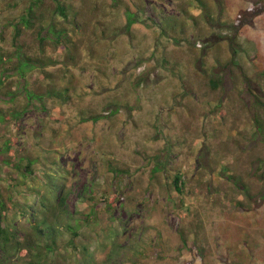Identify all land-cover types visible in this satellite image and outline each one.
Wrapping results in <instances>:
<instances>
[{
    "label": "rangeland",
    "instance_id": "rangeland-1",
    "mask_svg": "<svg viewBox=\"0 0 264 264\" xmlns=\"http://www.w3.org/2000/svg\"><path fill=\"white\" fill-rule=\"evenodd\" d=\"M29 4L0 0V264H264V0H39L20 76ZM50 181L43 254L13 214Z\"/></svg>",
    "mask_w": 264,
    "mask_h": 264
},
{
    "label": "trees",
    "instance_id": "trees-1",
    "mask_svg": "<svg viewBox=\"0 0 264 264\" xmlns=\"http://www.w3.org/2000/svg\"><path fill=\"white\" fill-rule=\"evenodd\" d=\"M39 0H30V4L28 5L26 11L24 12V14L20 15L18 17V19L13 23V27L15 29L14 32V42H15V57H16V63L14 64V68L13 71L17 72L18 75L20 76H24L25 73L27 71L32 70L35 67H39V68H43L44 63L42 61L35 60L32 57L28 56V55H24L23 51L21 50V47L16 44V39L19 35V32L21 30L22 27H30V24L34 18V6L36 5V3ZM56 11H59L60 13H63V9L60 5V3H57L56 6ZM126 26L130 27L131 24L135 23V22H139V18L135 15L134 12L130 11L129 9H127L126 11ZM64 29L63 28H59V29H51V34L55 37L56 40H59L61 38V35L63 33ZM63 36H65L63 34ZM5 58H3V54L1 52V48H0V61H4ZM49 92H52V90H49L47 92V94L50 96ZM36 97V98H40L39 96L35 95V94H30L28 95L29 97ZM11 99L13 97H10ZM20 110H15L13 111V116H18ZM0 119H1V114H0ZM97 120V117L94 118V121ZM9 148V143L8 141H6L4 146H0V166L2 164H6L9 161L7 160V158L5 157V155L7 154ZM22 158L19 157V161L13 164V169L16 170V172L18 174L24 175L27 174V170L28 173H31V160H27L25 163H23V161H20ZM48 180H51L53 178V176L49 175L47 176ZM13 180V179H11ZM51 183L47 184L46 186V191L44 193H39L36 196V199L34 200V202L31 203V205H19L17 206V208L15 209V213L13 214L14 217H16V215H20L22 217H27L28 215H30V217H32L33 215L36 216L37 220H41L43 222H47L49 220H54V222L56 223V227L50 226L48 227V229H43L40 226L37 225V228H32L35 227L34 225H30V229L32 231V234L34 235V237L36 238L35 240L38 241H44V251H42L43 254H47V253H52L55 249V246H57L56 244V237L59 235L60 231L58 230V222L55 219L56 217L53 216L54 215V210L52 209L51 211H49V208L46 211L41 212V219L38 217V213H40L39 211H34L33 212V208L35 204H40L42 201V205L44 204V206H46V200L48 202H52V208L53 206L56 207L58 202L61 201L63 199V184H58V183H52V181H50ZM182 179H181V175L180 174H175L174 178H173V184H174V188L176 191L181 192L182 191ZM10 183H8L9 185ZM11 200V199H10ZM43 201L45 203H43ZM0 207L4 208L3 206V200L0 199ZM5 223H3V225H0V234L3 235L4 238H6L5 236H8L9 232L11 231L12 234L14 236V234L16 233L15 230H12L9 226H8V219L7 217H5ZM42 222V223H43ZM7 224V225H6ZM67 227L69 228L70 226L67 225ZM8 228V229H7ZM8 230V232H7ZM73 234L76 235L75 231H73ZM7 239V238H6ZM36 246H38V244H35ZM83 260L86 261V259L84 258ZM87 263L93 264L92 261L87 260Z\"/></svg>",
    "mask_w": 264,
    "mask_h": 264
}]
</instances>
